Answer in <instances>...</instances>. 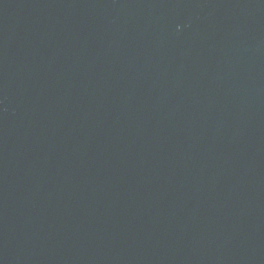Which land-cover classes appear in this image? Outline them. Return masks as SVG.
I'll list each match as a JSON object with an SVG mask.
<instances>
[{"label":"water","instance_id":"1","mask_svg":"<svg viewBox=\"0 0 264 264\" xmlns=\"http://www.w3.org/2000/svg\"><path fill=\"white\" fill-rule=\"evenodd\" d=\"M0 264H264V0H0Z\"/></svg>","mask_w":264,"mask_h":264}]
</instances>
